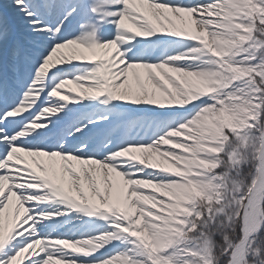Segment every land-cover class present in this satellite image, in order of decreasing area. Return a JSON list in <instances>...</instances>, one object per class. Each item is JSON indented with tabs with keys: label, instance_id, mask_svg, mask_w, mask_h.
Segmentation results:
<instances>
[{
	"label": "snow or ice",
	"instance_id": "snow-or-ice-1",
	"mask_svg": "<svg viewBox=\"0 0 264 264\" xmlns=\"http://www.w3.org/2000/svg\"><path fill=\"white\" fill-rule=\"evenodd\" d=\"M0 264H264V0H0Z\"/></svg>",
	"mask_w": 264,
	"mask_h": 264
},
{
	"label": "bare ground",
	"instance_id": "bare-ground-1",
	"mask_svg": "<svg viewBox=\"0 0 264 264\" xmlns=\"http://www.w3.org/2000/svg\"><path fill=\"white\" fill-rule=\"evenodd\" d=\"M74 87V86H73Z\"/></svg>",
	"mask_w": 264,
	"mask_h": 264
}]
</instances>
